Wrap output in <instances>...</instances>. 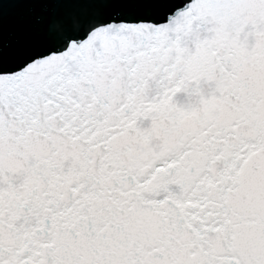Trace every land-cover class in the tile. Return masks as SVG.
Here are the masks:
<instances>
[{
	"label": "snow or ice",
	"instance_id": "obj_1",
	"mask_svg": "<svg viewBox=\"0 0 264 264\" xmlns=\"http://www.w3.org/2000/svg\"><path fill=\"white\" fill-rule=\"evenodd\" d=\"M0 264H264V0H0Z\"/></svg>",
	"mask_w": 264,
	"mask_h": 264
}]
</instances>
